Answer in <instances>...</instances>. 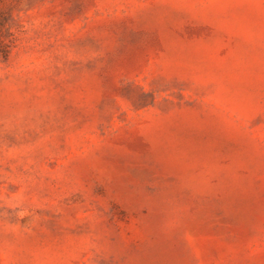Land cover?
Wrapping results in <instances>:
<instances>
[{
  "label": "rangeland",
  "instance_id": "374dc122",
  "mask_svg": "<svg viewBox=\"0 0 264 264\" xmlns=\"http://www.w3.org/2000/svg\"><path fill=\"white\" fill-rule=\"evenodd\" d=\"M0 264H264V0H0Z\"/></svg>",
  "mask_w": 264,
  "mask_h": 264
},
{
  "label": "trees",
  "instance_id": "16d2710c",
  "mask_svg": "<svg viewBox=\"0 0 264 264\" xmlns=\"http://www.w3.org/2000/svg\"><path fill=\"white\" fill-rule=\"evenodd\" d=\"M8 52H4V56H7Z\"/></svg>",
  "mask_w": 264,
  "mask_h": 264
}]
</instances>
